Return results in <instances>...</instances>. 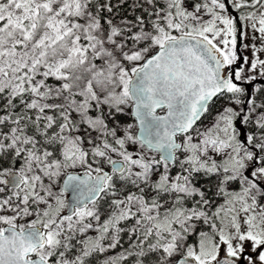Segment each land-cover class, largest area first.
<instances>
[{"label": "snow or ice", "instance_id": "snow-or-ice-1", "mask_svg": "<svg viewBox=\"0 0 264 264\" xmlns=\"http://www.w3.org/2000/svg\"><path fill=\"white\" fill-rule=\"evenodd\" d=\"M128 3L0 0V264H264V0Z\"/></svg>", "mask_w": 264, "mask_h": 264}, {"label": "trees", "instance_id": "trees-1", "mask_svg": "<svg viewBox=\"0 0 264 264\" xmlns=\"http://www.w3.org/2000/svg\"><path fill=\"white\" fill-rule=\"evenodd\" d=\"M111 2L113 4H116L117 0H111ZM130 3H131V0H129L128 4L118 6L117 9H114V11H118L117 20H119L120 18L125 17V16H127L129 19H132L135 15L140 14L139 9H136L134 11L129 9ZM229 10L232 11V9H229ZM234 17H235V13H234ZM256 86L257 87H264V80H257ZM257 102H259V101H257ZM221 103H222L221 100L216 101L215 105H213V109H212L213 112H215L220 107ZM118 119L120 120L121 125H125V124L131 122L130 118L126 117V116L119 117ZM205 122H207V121H205ZM200 182L203 183L204 181L201 180ZM96 264H99V262L97 261Z\"/></svg>", "mask_w": 264, "mask_h": 264}, {"label": "rangeland", "instance_id": "rangeland-1", "mask_svg": "<svg viewBox=\"0 0 264 264\" xmlns=\"http://www.w3.org/2000/svg\"><path fill=\"white\" fill-rule=\"evenodd\" d=\"M244 55H248L249 56V58H251V52L250 51H248V52H245V53H243ZM261 58H264V55H261ZM257 76H258V73H257ZM257 80H261L260 78H259V76H258V79ZM222 103H223V101H222ZM221 103V104H222ZM221 106V105H220ZM110 124H111V121L109 122ZM205 123H207V122H205ZM107 169V168H106ZM174 172H175V170H174Z\"/></svg>", "mask_w": 264, "mask_h": 264}, {"label": "water", "instance_id": "water-1", "mask_svg": "<svg viewBox=\"0 0 264 264\" xmlns=\"http://www.w3.org/2000/svg\"><path fill=\"white\" fill-rule=\"evenodd\" d=\"M107 170V169H106Z\"/></svg>", "mask_w": 264, "mask_h": 264}]
</instances>
